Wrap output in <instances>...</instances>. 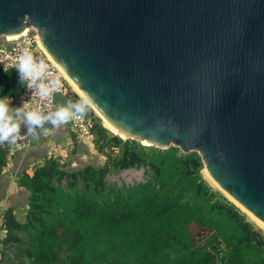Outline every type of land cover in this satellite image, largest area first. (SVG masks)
Wrapping results in <instances>:
<instances>
[{
    "label": "water",
    "instance_id": "1",
    "mask_svg": "<svg viewBox=\"0 0 264 264\" xmlns=\"http://www.w3.org/2000/svg\"><path fill=\"white\" fill-rule=\"evenodd\" d=\"M30 26L118 132L197 152L264 223V0H0V36Z\"/></svg>",
    "mask_w": 264,
    "mask_h": 264
},
{
    "label": "trees",
    "instance_id": "2",
    "mask_svg": "<svg viewBox=\"0 0 264 264\" xmlns=\"http://www.w3.org/2000/svg\"><path fill=\"white\" fill-rule=\"evenodd\" d=\"M21 89L16 71L0 70V97ZM85 113L93 117L91 136L105 160L66 167L48 157L31 174L21 171L23 220L11 208L2 220V243L14 248V264H264V231L207 185L197 152L122 139L90 108ZM5 164L0 148V172ZM140 167L143 181L106 179ZM190 224L217 231L219 244L195 242Z\"/></svg>",
    "mask_w": 264,
    "mask_h": 264
},
{
    "label": "crops",
    "instance_id": "3",
    "mask_svg": "<svg viewBox=\"0 0 264 264\" xmlns=\"http://www.w3.org/2000/svg\"><path fill=\"white\" fill-rule=\"evenodd\" d=\"M62 96L64 98H61L66 104L68 101L74 102L67 95ZM10 107L13 109L18 108L12 101ZM57 108L56 104L55 108L50 113L54 112ZM44 128V135L37 137L35 143L25 152L13 156L8 162L11 163V167L8 169V163L6 162L0 172V217H2V220L3 213L7 208H11L16 217L19 212H21L19 210L24 209L22 206H24L23 201L25 195L23 188L18 184V175L23 169H25V172L28 174H31L33 167L41 163L44 158L50 157V155H52L55 160H59L57 161L59 165H66V167H79L88 163L102 164L105 160L103 154L95 152L96 145L93 142L92 136L78 135L72 129L69 122L59 128H53L51 124L46 123ZM24 129H26V126L21 125V131ZM4 237L5 231L1 223L0 264H14L5 262L8 258L7 251L10 247L2 243Z\"/></svg>",
    "mask_w": 264,
    "mask_h": 264
},
{
    "label": "built area",
    "instance_id": "4",
    "mask_svg": "<svg viewBox=\"0 0 264 264\" xmlns=\"http://www.w3.org/2000/svg\"><path fill=\"white\" fill-rule=\"evenodd\" d=\"M38 41V32L33 26L26 28L25 31L16 38H9L4 35L0 36V70H14L18 73L15 65H17L18 59L25 49H28L35 59L43 60L48 66L44 77L45 82L53 79H58L60 82L56 92H54L51 96L42 99L35 88H27V82L25 81L22 82V90L19 94H7L5 96L10 97L11 101L14 102L18 108L24 105V110L39 109L43 114L47 115L56 106L55 96L57 94L64 96L67 95V85L60 69L55 63H53V61L47 58ZM69 123L78 135L89 136L91 135L94 120L92 116L85 113L82 118H73L69 121ZM26 131L27 129L22 130L21 135H24ZM44 131L45 128L43 127L42 129H37L35 134L20 137L13 144H0V148L5 152L6 162L8 163L16 154L25 152L29 149L32 145V138L43 136ZM10 167L11 163H8V169ZM1 223L2 217H0V225ZM8 247L10 248L7 251V256L12 257L14 254V248L12 246Z\"/></svg>",
    "mask_w": 264,
    "mask_h": 264
},
{
    "label": "clouds",
    "instance_id": "5",
    "mask_svg": "<svg viewBox=\"0 0 264 264\" xmlns=\"http://www.w3.org/2000/svg\"><path fill=\"white\" fill-rule=\"evenodd\" d=\"M47 67L43 60L35 59L28 49L23 51L15 65L20 82L26 81L27 88H35L42 99L56 92L60 83L58 79L45 82ZM89 103L88 98L77 102L68 101L65 106L45 115L39 109L24 110V105L13 109L10 107V97H0V144H13L22 136L35 134L36 130L42 129L46 123L51 124L53 128H59L73 118L80 119L85 115ZM21 125L27 129L24 135H21Z\"/></svg>",
    "mask_w": 264,
    "mask_h": 264
},
{
    "label": "rangeland",
    "instance_id": "6",
    "mask_svg": "<svg viewBox=\"0 0 264 264\" xmlns=\"http://www.w3.org/2000/svg\"><path fill=\"white\" fill-rule=\"evenodd\" d=\"M64 81L66 82V85H67V96L70 97L74 102H76L75 99H74V96L75 95L78 96V94H76V92L72 89V87L69 85L68 80L65 77H64ZM61 97L64 98L61 94H57L55 96V103L57 104V107L65 106L66 105L65 101ZM81 99L82 98L79 97V100H81ZM86 107H88V108L91 109L94 117L98 118L100 120L101 125L104 126V121H103L102 118L99 117V115L97 114V112H95V110H93L91 107H89V105H87ZM125 139H127V138H125ZM36 140H37V137H33L32 138V144H34ZM142 145H144V144H142ZM145 146H149V145H145ZM103 149L106 152V154H108V153L110 154L111 152H113V153L116 152V149H114V148L111 150V149H108V148H105L104 147ZM50 152H51V150H50ZM95 152H97L98 154H102L100 151L97 150V148H95ZM50 157H53V156L50 155ZM101 159H103V158H101ZM57 161H59V160H56V164H58ZM41 162H43V161H41ZM200 172H201L202 178L204 179V181L207 183V185L209 187L213 188L216 191H219L228 201L234 203V201H232L222 191V189H220L218 187V185L215 184L214 181L211 180L210 177H208V175H207L206 170H205L204 167L201 168ZM144 175H145V171H144V168L143 167H140L138 169H136V168H125V169H120L119 171L113 172L112 174H110L109 176H107L106 179L109 180V181H115V183L117 185H120L121 183H124V184H132L133 182H136V181H143L145 179V176ZM234 205H236V204L234 203ZM237 207H238V209L242 213L245 214L246 218L249 221H251L255 226H257L258 228H260L261 230L264 231V228L260 227L256 223V221H254L253 219H251L250 216L246 213L245 210H243L239 206H237ZM22 208H24V206H22ZM19 211H21V212H19V214L17 215V218L19 220H23V217H24V209L23 210H19ZM62 227H64V226H59L58 229H60ZM189 231H190V234H191L193 240L195 242H197V243H208V244H212L213 246L216 245V244H219V240H217V236H216V235H218V232L215 231V230L208 229V228H202V227H200L199 225H196V224H190ZM205 260H207V258H205ZM5 262H7V263H14L15 262V260H14V254H13L12 257H8Z\"/></svg>",
    "mask_w": 264,
    "mask_h": 264
},
{
    "label": "bare ground",
    "instance_id": "7",
    "mask_svg": "<svg viewBox=\"0 0 264 264\" xmlns=\"http://www.w3.org/2000/svg\"><path fill=\"white\" fill-rule=\"evenodd\" d=\"M25 31V29L22 31V32H19V33H17V34H12V35H8V37L9 38H16V37H18L19 35H21L23 32ZM39 42V45H40V47L43 49V51H44V53L46 54V56H47V58H49L51 61H53V63H55L56 65H57V67L60 69V71H61V74H62V76L63 77H65L67 80H68V82H69V85L72 87V89L78 94V96L80 97V98H87L84 94H83V92L79 89V87L72 81V79H70V77L65 73V71L62 69V67L60 66V65H58L53 59H52V57L49 55V53L45 50V48L42 46V44H41V42H40V40L38 41ZM89 105V107H91L93 110H95V112H97V114L99 115V117L100 118H102L103 119V121H104V127L107 129V130H109V131H111L112 133H115V134H117L118 136H120V137H122L123 139H125L126 137H125V135H123L121 132H118V130L116 129V128H114L100 113H98V111L93 107V105L91 104V102L88 104ZM141 143H143L144 145H149V143L148 142H146L145 140H143ZM205 173V172H204ZM206 173H207V171H206ZM207 175H208V177H210L211 178V180H213L212 179V177L207 173ZM214 181V180H213ZM214 183L216 184V182L214 181ZM219 187V186H218ZM220 188V187H219ZM223 191V190H222ZM224 192V191H223ZM225 193V192H224ZM232 201H234V203L237 205V206H239V207H241L243 210H245L246 211V213L250 216V218L251 219H253L254 221H256V223L260 226V227H262V228H264V223L262 222V221H260L259 219H257L256 217H254L248 210H246V209H244L239 203H237L230 195H228L227 193H225ZM252 220V221H253Z\"/></svg>",
    "mask_w": 264,
    "mask_h": 264
}]
</instances>
